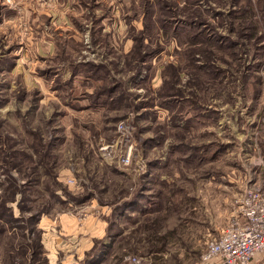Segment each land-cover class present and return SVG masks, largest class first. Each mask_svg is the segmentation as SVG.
I'll list each match as a JSON object with an SVG mask.
<instances>
[{"label": "rangeland", "instance_id": "1", "mask_svg": "<svg viewBox=\"0 0 264 264\" xmlns=\"http://www.w3.org/2000/svg\"><path fill=\"white\" fill-rule=\"evenodd\" d=\"M248 190L264 0H0V264H195Z\"/></svg>", "mask_w": 264, "mask_h": 264}, {"label": "built area", "instance_id": "2", "mask_svg": "<svg viewBox=\"0 0 264 264\" xmlns=\"http://www.w3.org/2000/svg\"><path fill=\"white\" fill-rule=\"evenodd\" d=\"M264 254V193L248 190L238 202V210L229 226L208 242L195 264H252ZM124 264H149L138 255H128Z\"/></svg>", "mask_w": 264, "mask_h": 264}, {"label": "crops", "instance_id": "3", "mask_svg": "<svg viewBox=\"0 0 264 264\" xmlns=\"http://www.w3.org/2000/svg\"><path fill=\"white\" fill-rule=\"evenodd\" d=\"M261 263L264 264V259L261 260ZM261 263H260V264H261Z\"/></svg>", "mask_w": 264, "mask_h": 264}]
</instances>
